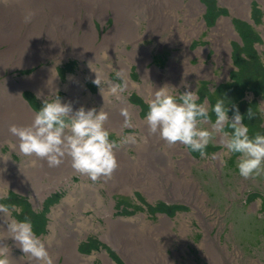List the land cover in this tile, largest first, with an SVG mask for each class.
Returning a JSON list of instances; mask_svg holds the SVG:
<instances>
[{
	"label": "rangeland",
	"instance_id": "obj_1",
	"mask_svg": "<svg viewBox=\"0 0 264 264\" xmlns=\"http://www.w3.org/2000/svg\"><path fill=\"white\" fill-rule=\"evenodd\" d=\"M19 5L36 12L31 23L18 25ZM3 24L13 38L8 44L0 39V51L14 52L0 82L10 78L25 120L33 119L43 99L58 94L74 111L104 106L110 139L136 138L116 151L119 167L110 180L74 174L66 182L51 171L59 166L37 181L32 171L47 169V162L22 155L18 139L0 130L1 156L30 188H0V204L13 209L11 218L31 220L35 234L49 242L54 264H264V171L244 179L238 155L218 138L203 159L183 145L168 147L146 124L148 100L168 84L181 93L196 91L198 103L207 99L212 106L226 96L249 135L264 134V0H0ZM125 82L119 98L110 93V83ZM121 109L128 111L130 127ZM140 156L149 158L148 167L138 163ZM95 192L101 210L111 202L108 223L93 210ZM67 197L70 210L61 214ZM66 216L86 219L69 230ZM6 244L14 246L11 238ZM13 252L20 264H29L20 249Z\"/></svg>",
	"mask_w": 264,
	"mask_h": 264
},
{
	"label": "clouds",
	"instance_id": "obj_2",
	"mask_svg": "<svg viewBox=\"0 0 264 264\" xmlns=\"http://www.w3.org/2000/svg\"><path fill=\"white\" fill-rule=\"evenodd\" d=\"M35 15L34 10L26 11L24 22L31 23ZM117 75L121 74L118 72ZM94 83L100 87L98 75ZM181 86L185 89L190 87L183 80ZM126 87V82L110 83L109 91L119 98ZM199 99L196 91L181 93L168 84L155 90L148 100L146 114L149 134H158L170 148L183 145L190 152L199 153L203 159L209 158L206 149L218 138L228 153L238 155L239 175L244 179H255L264 171V134L250 136L244 116L226 96L218 98L214 106L207 99L198 103ZM261 110L264 111V108ZM210 111L215 115L214 122ZM229 111L233 112L231 119ZM121 115L125 117V126L130 127L128 111L121 109ZM254 115L249 108L248 119L251 120ZM108 120L109 113L104 106L99 111L83 106L74 111L71 101L62 102L58 94H52L43 99L30 124H12L8 131L18 139L22 155L44 160L50 168L59 167L69 158L76 173L87 176L93 182L101 178L107 181L112 179L119 167L116 151L122 146L136 144L134 136H122L119 141L110 139V130L106 127ZM212 158H216L215 154ZM12 210L8 205L0 204V213L7 218L9 234L0 241L11 238L23 256L29 258V264L33 260L37 264H54V257L48 250L49 242L35 234L30 219L18 221L11 218ZM14 261L9 245L0 243V264H13Z\"/></svg>",
	"mask_w": 264,
	"mask_h": 264
},
{
	"label": "bare ground",
	"instance_id": "obj_3",
	"mask_svg": "<svg viewBox=\"0 0 264 264\" xmlns=\"http://www.w3.org/2000/svg\"><path fill=\"white\" fill-rule=\"evenodd\" d=\"M18 9H23V12L22 13H18L17 16H16V19L18 17H20L18 19V25L20 26V23L24 22L23 19H24V15L26 13V9L21 7L20 5L17 7ZM13 38V33L11 32V29H6L4 27V24L3 25H0V39L3 40L2 42L3 43H10L11 40ZM23 49H19L20 51V54H21V51ZM14 51L13 50H9V49H4L2 51H0V75L3 74L4 72V66L7 65V63L9 62L10 60V56H12V53ZM35 52L33 51V54ZM25 56H29L28 53H23ZM9 83L11 85V80L10 78L6 77L2 82H0V130L2 131H8L9 129V126L14 124V122L16 121V119H20V121H17V122H21V125L24 124V125H28L31 123V119L29 120H25L27 119L25 116V114H28L27 111H24V113L22 114L19 110H18V107L16 106V104L14 103V96L12 95V91L9 87ZM9 132V131H8ZM8 138H9V135H8ZM155 140V139H153ZM157 140V139H156ZM117 157V160H118V163H119V158L120 156L119 155H116ZM141 158V156H140ZM149 158L146 159V160H142V158L140 160H138V163L141 164L142 166L144 167H148V162H149ZM137 163V164H138ZM39 164V163H38ZM44 165H47V169H42L40 168L41 172H36V170L32 171V176L34 177L35 180L39 181V179H43L45 177H50L51 176V172L48 168V164H44ZM4 166H8L9 169H10V172L8 171H5L3 169ZM58 170V172L56 170H51L53 171V174L55 175V177L60 174L62 175L65 179H66V182H68V180L71 178V176H73L74 174H78L76 173L73 168L71 167V162L69 160H67V158L65 159V162L62 163ZM65 168V170H63ZM61 171H66L64 173H62ZM166 172L168 171H171L168 167L166 168L165 170ZM15 175H18V170H16L14 167H13V164L11 162V160L6 157V156H1V153H0V188L2 187H7V186H10V185H17L16 187V190H19V191H30V188L29 187H25L19 180H17L15 178ZM22 175V174H21ZM50 175V176H49ZM169 178H172V175L171 174H167ZM82 178L84 177L83 175H80ZM18 178H22V176H16ZM76 187V186H75ZM34 194H36V192L34 191ZM68 198V197H67ZM70 198V197H69ZM69 198L66 201V205L64 207H60V209L62 210L61 214H68L69 210H70V206L72 201H69ZM94 199L96 200L95 203H97V206L96 208H94V212L97 214V215H100V216H106V221L107 223L109 222V216L111 215L112 211H111V202L109 204V207H108V210H106L107 212L103 211L100 209L101 206H104L103 202L101 201V198L98 194V192H95V196H94ZM35 205H37L38 203L35 201L34 203ZM92 205V204H90ZM58 215V214H57ZM61 216H59L60 218ZM67 222H68V226L70 227L69 230H71L73 227H76L77 225H79V221H81V223L86 219H82V216L78 219H76L75 221H70L69 220V217L66 216L65 217ZM88 219V218H87ZM6 220L7 218L3 215V219L0 221V231L3 233V238L7 237L9 234L7 233V229H8V225L6 223ZM61 220H65V219H61ZM88 222H89V219H88ZM56 223V222H54ZM49 228H52L50 225H49ZM53 229V228H52ZM54 230V229H53ZM71 236H72V233H70ZM71 236H70V243H68L67 245L65 246H70L71 244ZM56 234H53L52 236H50V241L53 242L55 245L57 244V241H56ZM10 238H6L4 239L1 243L3 244H6V242H8ZM14 243V246H9L11 248V256L12 258L15 260V264H20V261L22 260L21 257H17V255L13 252V249L14 248H17L19 249L15 242L13 241ZM21 259V260H20Z\"/></svg>",
	"mask_w": 264,
	"mask_h": 264
}]
</instances>
